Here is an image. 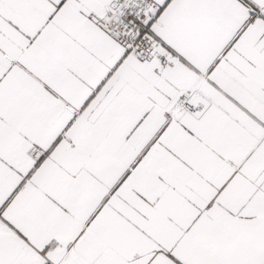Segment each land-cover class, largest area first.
<instances>
[{"label":"snow or ice","instance_id":"1","mask_svg":"<svg viewBox=\"0 0 264 264\" xmlns=\"http://www.w3.org/2000/svg\"><path fill=\"white\" fill-rule=\"evenodd\" d=\"M0 264H264V0H0Z\"/></svg>","mask_w":264,"mask_h":264}]
</instances>
